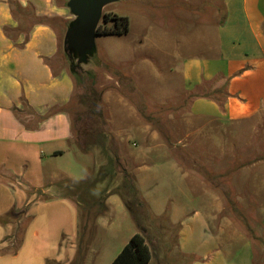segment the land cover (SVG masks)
Returning <instances> with one entry per match:
<instances>
[{"label":"rangeland","instance_id":"rangeland-1","mask_svg":"<svg viewBox=\"0 0 264 264\" xmlns=\"http://www.w3.org/2000/svg\"><path fill=\"white\" fill-rule=\"evenodd\" d=\"M202 1L208 6L209 0H105L102 11L85 15L71 5V0H54L64 7V13L53 17L38 16L32 2L22 4L18 1L24 10L20 13L22 20L15 18L18 25L14 28L4 26L5 34L22 47L36 25H50L57 35L58 55L49 63L54 75L66 71L74 84L72 99L64 106H52L37 113L23 99L18 106L20 111L16 107L12 110L20 121L34 123L39 128L58 113L70 117V138L63 145L57 139L46 141L43 146L48 157L45 165L30 160L28 166L17 169L19 181L26 186L29 181L44 188L48 192L40 197L47 199L52 193L67 195L61 188V181L66 178L82 182L91 178L93 189L89 196L91 199L103 196L104 202L99 209L84 210L80 225L78 207L72 197L67 199L69 209L53 210L54 207L47 208L50 205L41 203L38 206L36 201H31L39 194L33 191L29 196L26 186L8 193L2 191L6 196L0 191L1 200L8 198L16 205L30 197L24 213L21 210L13 212L14 221L18 223L14 246L16 237L26 228L25 241L37 243L41 253L46 255L45 260H57L62 264H110L131 236L139 232L122 197L112 194L122 191L123 197L133 199L132 193L122 187L123 170L135 178L136 196L143 201L136 206L135 214L139 222L149 228L147 241L153 251L151 264L184 263L177 244L181 224L198 209H206L208 204L203 200L210 201L208 197L215 196V191L223 199L222 215L232 217L244 231L251 233L255 229L258 235L262 234L259 228L264 215V185L257 183L250 170L232 171L228 176L243 201L232 204L225 200L227 196L229 199L234 196L232 192L227 194L230 186L207 179L214 190L209 191L190 169L196 167L197 160L203 164L215 162L210 155L214 143L230 147L234 142L229 135L233 128L227 125L225 135L207 138L210 153L197 147L202 142V131L197 129L215 130L216 125L192 115L190 106L196 95L183 90L181 63L186 57L201 55L196 46L183 47V39L199 38L204 30L201 22L196 23L200 17H223L215 14L216 8L198 7ZM211 2L219 4L218 0ZM110 12L128 18V32L96 35V28L104 24L103 15ZM34 17L45 18V23H34ZM187 20L195 24L186 26ZM22 34L24 41L17 43ZM90 86L102 99L104 120L101 124L92 116L90 120L79 121V116L88 110L80 97ZM53 108L58 110L51 114ZM80 131L86 138L81 148L76 140ZM52 148L64 152L50 155ZM21 152L18 149L12 152L10 161L13 159L16 166L24 162ZM230 159L229 155L223 156L218 164L230 165ZM34 166L44 172L42 178L33 177ZM214 179L212 176L211 180L216 181ZM225 186L227 189L223 190ZM250 191L259 193L254 195L256 202H250ZM46 222L49 227H45ZM33 230L38 235L34 236ZM253 242L259 248V242L255 239ZM186 264L189 263L186 261Z\"/></svg>","mask_w":264,"mask_h":264},{"label":"crops","instance_id":"crops-1","mask_svg":"<svg viewBox=\"0 0 264 264\" xmlns=\"http://www.w3.org/2000/svg\"><path fill=\"white\" fill-rule=\"evenodd\" d=\"M14 1L22 4L32 2L38 16L53 17L64 13V7L54 0ZM218 1L219 4L209 0V7L202 1L198 7L209 10L216 8L215 14H222L223 17H200L196 23L201 22L204 30L199 38L190 40L188 36L183 39V47L196 46L201 51L199 57H186L181 63L183 90L196 95L190 106L192 115L216 125L215 130L197 129L202 131V142L197 145L199 149L210 153L207 138L225 135L224 127L227 125L233 128L229 135L234 142L230 143V147L214 143L213 154L210 155L215 162L203 164L197 160L198 171L191 172L209 191L214 190L207 184V179L213 183L219 180L222 185L230 186L231 190L226 186L222 189H227L228 195L232 192L234 196L230 199L227 196L225 200L234 204L243 201L228 179L232 171L250 170L257 183L264 185V0ZM189 23L190 26L191 23L195 24L187 20L186 26ZM17 25L10 0H0V191L3 196L6 195L2 191L8 193L16 187L26 186L19 181V167L28 166L32 159L33 163L45 165L48 157L43 152V146L46 141L57 139L63 145L70 138L69 114L58 113L39 128L34 123L20 121L12 110L25 99L35 112L40 113L52 106L70 103L74 92L69 74L62 71L54 75L53 66L49 63L58 55V39L54 29L50 25H36L30 39L20 47L4 32V26L14 28ZM24 38L25 35H19L17 43L23 42ZM179 42L182 41L179 39ZM32 117L35 118V115ZM15 149L22 151L24 156V162L19 166L12 163L13 159L10 161ZM63 152V149L52 148L49 154L56 156ZM228 155L232 165L218 164L221 157ZM39 170L37 166L33 167V177H43L44 172ZM212 176L216 181L211 180ZM27 182L30 186L24 188L28 194L30 190L38 191L39 197L31 199L36 201V205L44 203L50 205L47 208L54 207L53 210L60 207L69 209L67 196L52 193L44 199L40 196L45 195L46 190ZM258 194L250 191V202H256L254 195ZM208 200H203L204 204H208L205 205L206 209L200 208L186 218L178 233L180 253L195 257L188 263L264 264V215L259 228L262 234L258 235L255 229L253 232L249 230L250 233L239 227L232 217L221 214L224 204L218 192L215 191V196L208 197ZM29 203L30 197L21 205L8 198L0 199V216L11 213L6 223L0 222V249L7 250L0 251V264H44L46 255L41 253L38 244L25 241L26 228L19 250L11 252L18 225L13 212L21 210L24 213ZM232 225L234 227L229 228ZM45 227H49L48 222ZM33 235H38V232L33 230ZM254 239L259 242V248L255 246ZM45 264L62 263L46 259Z\"/></svg>","mask_w":264,"mask_h":264},{"label":"trees","instance_id":"trees-1","mask_svg":"<svg viewBox=\"0 0 264 264\" xmlns=\"http://www.w3.org/2000/svg\"><path fill=\"white\" fill-rule=\"evenodd\" d=\"M10 5H11L13 16L19 21L22 20L20 13L24 10L21 8L20 4L15 1H10ZM103 19H104V22H103L104 24L99 25L96 28L95 30L96 35L123 34V33L128 32L129 30L128 18L125 16H121L116 13L110 12V13H105L103 15ZM44 21H45V18L43 17H40V18L34 17V23L44 22ZM107 23H110V25ZM5 30L6 32H8L7 28H5ZM24 42H27V41H24ZM24 42L22 43V45H24ZM80 102L83 104H86L88 110L79 116V121H82V120L87 121L88 119L90 120V116H92L93 118H96L95 121L101 124L102 121L104 120L103 110L101 106L102 99H101V96L97 93V91L92 86L88 87L87 91L83 94V96L80 97ZM16 109L17 111H20L18 108ZM57 110H58L57 108H53V110L50 111V113L52 114L53 112H56ZM41 117H45V116H41ZM76 140L80 148H81V145L84 147L86 138H85V134L83 131H80L77 134ZM116 164L118 166L119 162L117 161ZM195 165L196 167L193 166V168L190 167V169L193 171H198L197 162L195 163ZM90 180L86 182H82V181H75L70 178H66L65 180L61 181V188L63 187L64 190L67 192L66 196L69 198L72 197L74 202L76 203V206L78 207L80 221H81L80 225L83 224L82 217H83L84 210L86 212L94 207L99 209L103 206V202H104L103 196H100V197L95 196V197H92V199L89 196L92 193V189H93V182ZM134 180L135 178L132 177V174H130L126 170H123V184H122L123 186L122 187L126 190V192L132 193L133 199H126L125 197H123L125 195H123L122 191H114L112 194H119L122 197L128 211L132 215L139 229V232L131 236L129 241L123 246L121 251L115 256V258L112 260L110 264H151V261L153 259V251L147 241V235L149 234V228L146 225L141 224L135 214L136 206L142 205L143 201L141 198H139V196H136V192L138 188ZM97 190L98 189H94V191H97ZM32 191L30 190L29 195L33 193ZM9 215H11V213L10 214L8 213L4 216H0V222L6 223L10 218ZM83 226L85 227V224ZM16 240L17 241H16L15 246L13 247V251H11L13 253L18 251L19 247L21 246L23 242V231L21 235H19V237H16ZM0 251L6 252L7 250L0 249ZM181 259L184 263H186V261L190 262L192 260H195V257L181 253Z\"/></svg>","mask_w":264,"mask_h":264},{"label":"water","instance_id":"water-1","mask_svg":"<svg viewBox=\"0 0 264 264\" xmlns=\"http://www.w3.org/2000/svg\"><path fill=\"white\" fill-rule=\"evenodd\" d=\"M105 0H71V5L75 6L81 14L89 15L95 11H102Z\"/></svg>","mask_w":264,"mask_h":264}]
</instances>
